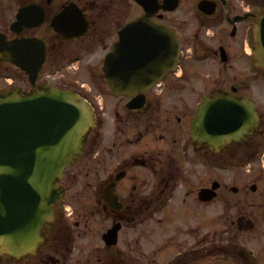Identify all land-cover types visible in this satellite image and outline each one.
<instances>
[{"label":"flooded vegetation","instance_id":"af4514ba","mask_svg":"<svg viewBox=\"0 0 264 264\" xmlns=\"http://www.w3.org/2000/svg\"><path fill=\"white\" fill-rule=\"evenodd\" d=\"M152 21L176 31L178 67L116 90L109 55L119 34V61L167 65V36L143 27ZM263 24L264 0H0V30L46 47L35 86L0 58V95L53 84L96 115L59 180L43 245L0 252V264H264ZM220 96L253 101L258 115L222 149L206 144L204 122L193 132L205 102Z\"/></svg>","mask_w":264,"mask_h":264},{"label":"water","instance_id":"95a60500","mask_svg":"<svg viewBox=\"0 0 264 264\" xmlns=\"http://www.w3.org/2000/svg\"><path fill=\"white\" fill-rule=\"evenodd\" d=\"M167 34L172 54L167 67H176L180 42L175 32ZM120 42L121 37L110 57L115 78L118 74L123 77L120 82L111 81L114 88L121 89L117 87L120 85L137 89L150 82L160 68L119 61ZM33 43L31 39L21 40V47L31 50ZM8 48L9 42L0 32V57L7 55ZM42 61L43 57L36 68ZM45 90L27 96L15 91L0 95V243L3 245L20 241L28 248L38 245L40 232L53 219L52 204L60 196L57 179L82 153L94 123L92 109L73 91L54 86ZM256 118L257 112L250 103L219 97L213 104L206 102L202 107L194 134H198V125L204 122L205 141L219 147L225 145L226 139H239L247 131L245 126L253 125Z\"/></svg>","mask_w":264,"mask_h":264},{"label":"rangeland","instance_id":"374dc122","mask_svg":"<svg viewBox=\"0 0 264 264\" xmlns=\"http://www.w3.org/2000/svg\"><path fill=\"white\" fill-rule=\"evenodd\" d=\"M264 157V156H263ZM237 168H236V172H237V175H239L240 174V167L239 166H236ZM209 168H211V166H208V165H206V167H205V170L207 171ZM242 169V168H241ZM226 170H228V169H226ZM220 172H221V177L223 178V177H228L229 175L228 174H226V172H225V170H223V169H220ZM236 184L239 186V184H238V182H236Z\"/></svg>","mask_w":264,"mask_h":264}]
</instances>
